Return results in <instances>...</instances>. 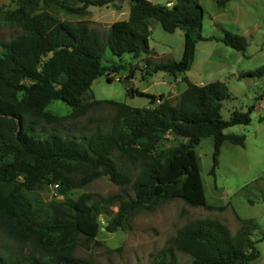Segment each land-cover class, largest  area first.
I'll return each mask as SVG.
<instances>
[{
  "label": "trees",
  "instance_id": "16d2710c",
  "mask_svg": "<svg viewBox=\"0 0 264 264\" xmlns=\"http://www.w3.org/2000/svg\"><path fill=\"white\" fill-rule=\"evenodd\" d=\"M124 1L131 3L129 18L112 24L106 42L86 23L64 19L83 16L92 6ZM218 1L222 6L229 0ZM204 14L199 0H175L172 6L149 0H17L14 9L0 6V25H17L23 31L1 42L0 229L18 244L33 248L30 254L14 257L0 251V264H97L75 256L78 238L95 239L100 232L99 216L115 204L118 212L109 220L108 232L124 228L139 211L151 210L161 200L181 199L192 207L225 210L207 203L195 147L202 139L213 138L210 173L215 176L224 143L243 147L246 142L245 135H228L225 130L249 125L254 106L224 120L221 110L230 95L221 81L199 86L183 77L187 86L176 104L164 94L130 89L131 96L148 97L151 107L108 102L115 106L116 116L106 131L98 128L81 136L39 131L41 121L59 120L47 111L55 101L73 108L77 116L106 102L83 103L95 80L106 76L111 83L110 73L124 70L121 65H102L106 47L117 57L150 55L152 19L166 32H184L182 59L156 65L147 59L153 73L177 78L187 72L198 41L222 42L246 52L244 36L226 32L220 38L204 37ZM247 74L262 77L264 66ZM168 136L182 142L161 148ZM120 157H127L137 168L134 180ZM104 176L122 193L107 198L83 194L50 204L38 196L44 186L58 184V193L66 195ZM128 186L132 198L123 192ZM178 253L191 260L181 262ZM259 258L257 241L247 228L233 234L221 221L205 218L180 228L152 264H252Z\"/></svg>",
  "mask_w": 264,
  "mask_h": 264
},
{
  "label": "rangeland",
  "instance_id": "374dc122",
  "mask_svg": "<svg viewBox=\"0 0 264 264\" xmlns=\"http://www.w3.org/2000/svg\"><path fill=\"white\" fill-rule=\"evenodd\" d=\"M154 4L172 6L168 0H149ZM17 0H0V6L14 9ZM204 9L202 34L206 38L224 36L226 32L246 37L248 47L245 53L238 52L222 42L198 41L194 62L191 68L177 77L165 72L153 73V66L147 65V59L153 65L167 61H180L184 53V32H166L157 20H150V55L139 58L131 54L122 57L113 56L106 47L102 65H121L124 70L110 73L113 82L106 76L94 81L90 91L84 96L83 103L106 101L93 105L84 115L77 116L73 108L62 101L53 102L47 109L59 117L54 123L41 121L39 131L58 132L64 136H81L92 134L96 129L109 130L116 116V108L110 101L124 103L133 108L151 107L150 99L145 96H131L130 89L144 93L164 94L173 103H178L180 91L187 84L182 80L187 77L193 84L202 86L215 81L226 84L230 98L223 102L221 115L228 120L233 112H247L254 106L251 123L247 126L237 125L225 130L228 135H245V145L235 146L225 142L222 146L219 165L215 176L210 171L213 167L214 142L212 137L204 138L195 147L201 176L204 183L207 203L225 207V210H207L192 207L181 199L161 200L155 208L143 209L130 219L124 228L108 232L109 220L118 212L115 204L109 213L99 216L100 232L95 239L87 241L78 238L75 256L91 258L97 264H152L155 255L167 241L176 236L177 231L187 223L212 218L228 226L233 234L242 228L252 233L257 241L260 258L252 264H264V76H249L247 73L264 66V0H229L220 6L218 0H199ZM131 3L116 2L103 7H89L83 16L64 17L74 23H86L106 42L109 29L116 21L128 20ZM17 25H0L1 42L9 41L22 34ZM134 73V74H133ZM184 141V140H183ZM182 142L174 136H168L161 148ZM119 154L115 153V158ZM125 168L129 170L132 180L138 170L127 157H120ZM130 198L134 197L130 186L123 190ZM122 193V189L104 176L89 185L70 191L68 194L52 192L44 186L38 196L46 203L66 199H77L83 194L96 198H107ZM0 251L14 257L33 252L31 246L18 244L0 229ZM181 262L191 260L189 256L178 253Z\"/></svg>",
  "mask_w": 264,
  "mask_h": 264
},
{
  "label": "built area",
  "instance_id": "2783aa9c",
  "mask_svg": "<svg viewBox=\"0 0 264 264\" xmlns=\"http://www.w3.org/2000/svg\"><path fill=\"white\" fill-rule=\"evenodd\" d=\"M48 187L52 190L53 193H55V195H57L60 189L58 184H51Z\"/></svg>",
  "mask_w": 264,
  "mask_h": 264
},
{
  "label": "crops",
  "instance_id": "0c3cea01",
  "mask_svg": "<svg viewBox=\"0 0 264 264\" xmlns=\"http://www.w3.org/2000/svg\"><path fill=\"white\" fill-rule=\"evenodd\" d=\"M173 1H174V0H173ZM178 79H180V77H177V78H175L174 80H178ZM178 81H179V80H178ZM185 89H186V88H185ZM185 89H184V90H185ZM184 90L180 91V93L182 94Z\"/></svg>",
  "mask_w": 264,
  "mask_h": 264
}]
</instances>
